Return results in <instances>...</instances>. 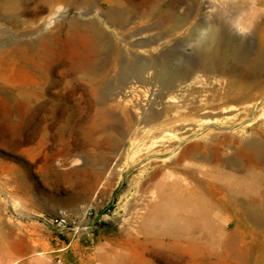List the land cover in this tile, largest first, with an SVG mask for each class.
<instances>
[{
	"label": "rangeland",
	"instance_id": "obj_1",
	"mask_svg": "<svg viewBox=\"0 0 264 264\" xmlns=\"http://www.w3.org/2000/svg\"><path fill=\"white\" fill-rule=\"evenodd\" d=\"M122 1L61 0L50 8L23 0L0 19V56L12 59L0 65V264H264V226L250 219L214 211L212 239L197 228L196 243L180 246L146 225L188 145L209 132L251 133L262 122L213 123L173 153L158 145L167 135L178 138L179 122L219 117L200 102L230 79L260 73L264 80V48L248 26L264 23V0L219 7L213 0ZM208 16L236 39L223 72L203 69L204 59L185 48ZM235 21L250 29L246 35L231 27ZM152 62L162 73L142 72ZM177 73L188 85L175 96L168 81ZM156 110L164 111L157 129L137 140ZM91 205L101 218L92 233L74 236L44 222Z\"/></svg>",
	"mask_w": 264,
	"mask_h": 264
},
{
	"label": "bare ground",
	"instance_id": "obj_2",
	"mask_svg": "<svg viewBox=\"0 0 264 264\" xmlns=\"http://www.w3.org/2000/svg\"><path fill=\"white\" fill-rule=\"evenodd\" d=\"M22 1L0 0V19L16 12ZM37 1L52 8L61 0ZM114 1L119 5L123 4L122 0ZM227 26L216 25L217 38L211 50L196 51L204 59L203 69L212 71L218 68L221 72L224 71L222 64L226 63L230 52L236 47V39L230 34ZM248 26L258 34L260 45L264 48V23L251 22ZM180 28L182 25H175V29ZM10 63L12 59L8 55L0 56V65ZM152 67L156 68L159 74L163 71L152 62L144 67L142 72ZM183 78L184 75L179 73L169 78L170 89L177 91L175 96L182 95L181 93L187 89L188 84L183 85L185 82ZM172 99L169 100L173 101ZM200 104L204 108L209 107L219 111L220 116L211 118L202 114L206 118L201 116L188 123L179 122L177 128L181 133L177 139L168 135L160 138L158 145L162 146L163 151L173 153L181 140L193 137L200 130L219 121L226 123L255 116L262 122L252 128L251 133L247 127L232 129L222 136V133L217 135L218 133L209 132L203 136L204 139L206 138L205 142L189 143L190 145L172 162L177 178L161 183L162 200L152 209L148 219H145L151 232L159 231L165 235L163 242L167 245L180 246L184 242L195 244L197 228H201L205 236L212 239L211 228L214 222H211L210 216L214 211L239 217L240 221L250 219L255 222L254 224L264 226V120H262L264 119V80L261 74L246 73L241 79L232 78L227 87L215 91L211 100H204ZM156 111L151 112L152 114L146 118L145 122L149 123V126H142L141 135L137 140L144 138L146 132L160 124L159 118L163 116L164 111ZM247 125H253V121L248 120ZM231 148L233 153L229 151ZM189 163L191 165H188ZM200 164L205 165L201 166L205 167V170L198 167ZM200 173L202 177L199 176ZM188 179L189 181L186 182ZM236 227L241 229L244 225L238 223ZM224 247L227 254L233 256V253L231 254L234 252L233 244L229 240L224 242Z\"/></svg>",
	"mask_w": 264,
	"mask_h": 264
},
{
	"label": "clouds",
	"instance_id": "obj_3",
	"mask_svg": "<svg viewBox=\"0 0 264 264\" xmlns=\"http://www.w3.org/2000/svg\"><path fill=\"white\" fill-rule=\"evenodd\" d=\"M232 2V0H213V3L218 7L221 5L227 6ZM216 9H213L215 11ZM231 27L236 31L237 34L243 36L250 30L244 27L239 21L230 22ZM217 38V28L214 23L212 16L205 17L204 22L195 27L189 34V38L185 43L186 49H192L193 51L200 50H211L216 43Z\"/></svg>",
	"mask_w": 264,
	"mask_h": 264
},
{
	"label": "built area",
	"instance_id": "obj_4",
	"mask_svg": "<svg viewBox=\"0 0 264 264\" xmlns=\"http://www.w3.org/2000/svg\"><path fill=\"white\" fill-rule=\"evenodd\" d=\"M101 202L102 199H98L96 205ZM96 205H91L79 213H61L50 218H45L44 222L68 231L74 236L89 234L96 229L98 223L101 221L100 215L96 210Z\"/></svg>",
	"mask_w": 264,
	"mask_h": 264
}]
</instances>
